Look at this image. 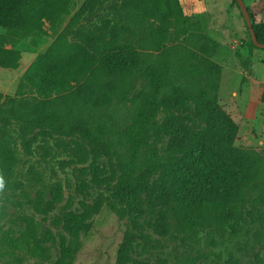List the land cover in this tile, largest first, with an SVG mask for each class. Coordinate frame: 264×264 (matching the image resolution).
<instances>
[{
  "label": "rangeland",
  "instance_id": "1",
  "mask_svg": "<svg viewBox=\"0 0 264 264\" xmlns=\"http://www.w3.org/2000/svg\"><path fill=\"white\" fill-rule=\"evenodd\" d=\"M152 1L72 0L71 13L63 23L51 26L45 21L43 31L15 44L13 34L0 24L4 47L22 51L17 70L0 67V176L5 181L0 192V264H61L63 244L72 240L65 228L67 215L81 214L97 203H102L101 209L81 231V245L72 264H115L127 232L139 236L127 264H264V102L262 98L263 103L254 102L250 84L245 83L250 80L245 19L234 0H181L185 21L179 22L175 6V15L167 22L162 17H146L147 6L156 4ZM245 3L253 12L264 7V0ZM162 6L164 15L169 9L165 2ZM73 17L77 23L66 31ZM232 26L235 34L229 38L226 35ZM115 27L122 29L117 35L112 34ZM80 31L92 32L100 48H89ZM163 32L166 40L160 45ZM60 34L96 58L118 52L120 46L138 54L136 61H129L132 71L124 81L129 83L126 95L106 106H79L78 99L84 95L35 86L29 78L22 82L29 65ZM261 50L255 55H264ZM209 61L221 70L219 102L238 124L234 145L250 151L254 174L245 208L234 218L226 217L219 207H209L208 215L200 217L201 213L198 222L192 223L191 215H182V221L177 218L176 199L158 207L146 200L134 213L137 224L128 217L122 219L118 213L124 206L120 185L129 162L124 130L152 92L148 72L168 68L161 93L164 104L174 88L189 91L191 99L170 111L182 125L201 132L207 121L197 111L194 88H207ZM254 70L264 76V63H254ZM251 86L263 97L264 83ZM55 97H59L56 108L67 125L78 122L81 115L90 131L57 132L61 120L42 128L22 119V113L30 118L37 106ZM164 117L161 113L160 121ZM94 136L111 145L98 146ZM170 144L171 135L155 144L156 157L167 155ZM143 156L148 157L146 152ZM159 178L160 172L151 176L153 187L161 184Z\"/></svg>",
  "mask_w": 264,
  "mask_h": 264
},
{
  "label": "trees",
  "instance_id": "2",
  "mask_svg": "<svg viewBox=\"0 0 264 264\" xmlns=\"http://www.w3.org/2000/svg\"><path fill=\"white\" fill-rule=\"evenodd\" d=\"M154 1V0H153ZM152 1V2H153ZM181 0H156L154 6H147L146 17L160 18L168 22L175 15L178 7L180 23L185 20ZM151 2V3H152ZM162 2L169 9L162 14ZM234 2L238 5L237 1ZM72 0H0V24L10 30L12 43L28 36L37 30L43 31V23L49 22L56 26L71 13ZM255 33L260 42L264 43V21H257L254 12L248 7ZM243 15V14H242ZM244 17V16H243ZM245 19V18H244ZM75 17L69 22L66 31H72L76 24ZM248 28L247 22L245 20ZM120 27H115L112 34H119ZM250 36L249 46L259 48ZM79 35L90 48L99 49L96 37L89 31H80ZM165 32L159 41L165 43ZM4 38L0 37V67L17 70L22 60V51L16 47L7 48L3 45ZM120 51L112 52L104 58H96L92 54H85L86 47L68 40L60 34L50 45L49 49L37 56L25 75L35 86L49 89H62L79 93L78 105L106 106L117 96L126 95V74L132 71V64L138 54L131 52L125 46ZM250 49V47H249ZM123 53L127 55L123 56ZM131 54V55H130ZM207 72L208 86L199 90L194 88V98L197 111L207 121V126L201 132H195L173 114L170 109L174 105H183L191 99L189 91L182 87L173 89L170 101L164 104L161 93L164 88L165 75L163 72H148L152 85V92L146 101L134 112L132 122L124 130L125 145L127 146L129 162L125 166L121 181V191L124 196V206L118 213L123 219L130 218L137 224L134 213L148 200L151 206L170 205L173 199L178 201L179 207L175 211L177 218L191 215L192 223H197L196 217L208 215L209 207H219L226 217H237L245 208L244 200L250 186L252 171L250 151L235 147L238 124L228 114L218 99L220 86V68L209 61ZM165 74V75H164ZM75 82L77 85L71 84ZM264 102V94L262 97ZM18 101V100H15ZM59 97H55L35 108L28 117L22 113V119L31 122L32 127H49V123L61 120L57 132L71 133L73 130L89 132L85 119L80 115L78 122L66 124L61 118V110L56 108ZM53 109V112H50ZM80 112V111H79ZM161 113L165 115L160 121ZM29 125V124H28ZM24 129L26 131V127ZM166 135H171L172 144L167 155L156 157L154 145L161 142ZM95 143L100 147L111 145L99 136H94ZM107 148L106 150H108ZM148 155L144 158V153ZM160 172L161 184L151 183V176ZM3 174V173H2ZM144 196V198H143ZM102 203L87 206L81 214L67 215L65 228L72 236V240L64 242L61 264H72L75 251L81 245V231L94 215L99 213ZM139 236L127 232L125 242L119 250L115 264H127L133 241ZM141 237L148 238V235Z\"/></svg>",
  "mask_w": 264,
  "mask_h": 264
},
{
  "label": "crops",
  "instance_id": "3",
  "mask_svg": "<svg viewBox=\"0 0 264 264\" xmlns=\"http://www.w3.org/2000/svg\"><path fill=\"white\" fill-rule=\"evenodd\" d=\"M254 8V7H253ZM259 8V7H258ZM258 8H254V15H255V18L256 20L259 22V21H264V7L260 10H257ZM235 34V27L232 26L231 30L228 31V34L226 35L227 37L231 38V35H234ZM241 37H244L242 35H240ZM212 37H215V36H212ZM216 38V37H215ZM249 48V47H248ZM262 48H254L252 46H250V56H249V60H248V67H247V70H248V73H250L248 75V78L250 80H246L245 83H248L250 84V95L253 96V101H258L259 103H263L261 98L262 96H258V93L257 92H254V90L252 89L253 86H251V84L255 83V84H258L260 86H262V84L264 83V76H260L258 75L255 70H254V63H258V64H263L264 63V55H255L256 53V50H260ZM261 51H264V50H261ZM242 54H245L246 51L243 50L241 51ZM243 59H247L246 57H244ZM259 82V83H258ZM259 94H260V91H259Z\"/></svg>",
  "mask_w": 264,
  "mask_h": 264
},
{
  "label": "water",
  "instance_id": "4",
  "mask_svg": "<svg viewBox=\"0 0 264 264\" xmlns=\"http://www.w3.org/2000/svg\"><path fill=\"white\" fill-rule=\"evenodd\" d=\"M237 3H238V6L247 22V25H248V29L250 31V34L252 36V39H253V42L255 43V45L259 48H262L264 49V43L260 42L256 33H255V30H254V27H253V22H252V18H251V15H250V12L248 10V6L246 5L245 3V0H236Z\"/></svg>",
  "mask_w": 264,
  "mask_h": 264
},
{
  "label": "clouds",
  "instance_id": "5",
  "mask_svg": "<svg viewBox=\"0 0 264 264\" xmlns=\"http://www.w3.org/2000/svg\"><path fill=\"white\" fill-rule=\"evenodd\" d=\"M4 187H5L4 178L2 176H0V192H2L4 190Z\"/></svg>",
  "mask_w": 264,
  "mask_h": 264
}]
</instances>
